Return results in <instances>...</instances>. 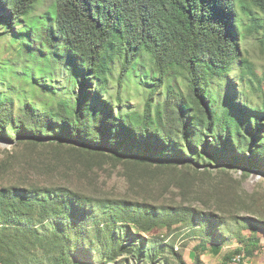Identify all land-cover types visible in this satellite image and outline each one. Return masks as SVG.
I'll return each instance as SVG.
<instances>
[{"label":"trees","instance_id":"trees-1","mask_svg":"<svg viewBox=\"0 0 264 264\" xmlns=\"http://www.w3.org/2000/svg\"><path fill=\"white\" fill-rule=\"evenodd\" d=\"M248 35L264 39V0H0V139L219 176L228 166L264 175V104L242 99L235 86L238 77L254 82L240 59ZM135 88L144 89V106L129 110ZM236 189L230 209L198 212L94 201L65 185L0 186V264H86L73 257L71 236L98 220L90 205L104 222L121 223L115 232L126 240L114 234L107 243L85 229L92 252L186 264L172 243L143 235L181 222L202 233L190 253L196 262L200 250L219 254L223 239L239 235L232 224L264 227V196ZM114 244L122 251L112 253ZM258 246L256 239L243 250L252 256ZM241 251L226 253L223 264Z\"/></svg>","mask_w":264,"mask_h":264},{"label":"rangeland","instance_id":"rangeland-1","mask_svg":"<svg viewBox=\"0 0 264 264\" xmlns=\"http://www.w3.org/2000/svg\"><path fill=\"white\" fill-rule=\"evenodd\" d=\"M2 45L3 41L0 40V46ZM4 55L9 54L5 52ZM19 59L24 60L23 57ZM240 59L255 73V77H253L254 82L249 85L241 83V79L238 77L235 80L236 89L244 90L245 96L242 99H247L255 105L264 104V39L253 35L244 37L241 42ZM235 73V70L232 71L230 77ZM143 92V88L132 90V97L124 103L127 109H143L145 102ZM238 99H241L240 95ZM226 169L227 174L219 176L217 173H199L194 168L191 169L184 165L176 167L141 165L113 160L99 153L85 152L67 146L57 148L52 145L12 143L0 139V186L17 184L24 185V187L45 188L52 185H65L82 195H88L94 201L109 198L151 203L154 206L192 205L198 212H201L208 211V205H212L213 208L219 206L230 209L233 199L229 193H232L233 189L234 192L237 191V184L249 194L260 193L264 196V175L262 172L248 170L247 173L244 168L235 166H228ZM213 177L218 179L214 180ZM221 179L232 184L233 188L227 189L222 185ZM215 187L218 191L213 190ZM89 208H93L92 211L97 214L98 220L95 218L86 219L85 228L78 227L77 229L81 236H71L75 260L84 261L86 264L143 263L132 254H128V250L120 252L121 255H118L117 252V256L107 258L101 250L99 253L96 252L97 250L91 251L90 246L85 244L81 238L88 228L95 231L93 233L99 237L100 241L108 240L107 243H111L109 240L114 237V234L119 236L115 230L118 231L122 225L121 223L115 224L116 229L111 222L102 220L104 212L98 206H95L94 209L90 205ZM242 215L250 214L243 213ZM130 227L131 224H128V228ZM231 227L232 230L238 231L239 235L230 236L228 240L223 239L224 249L219 254L200 250L201 254L198 255L196 262H192L190 253L200 245L202 237L200 229L195 230L191 225L181 222L172 225H169V222H162L153 226L150 232L143 235L172 243L174 245L173 252L181 256L186 264H223L224 255L239 246L242 251L235 256L240 255L241 260L233 259L230 264H264V227L258 226L254 230L251 224L246 226L235 223ZM120 236L121 241L126 242L124 235ZM256 239H259V246L253 255L249 256L243 249L246 245L252 246ZM120 245L122 246L121 243ZM100 248L103 247L99 246ZM129 248L130 246H127L126 249ZM116 251H122L118 244H114L112 253L115 254ZM174 253L170 256L174 257ZM99 255L100 258H98ZM158 260L155 262L149 260L147 264H157Z\"/></svg>","mask_w":264,"mask_h":264},{"label":"built area","instance_id":"built-area-1","mask_svg":"<svg viewBox=\"0 0 264 264\" xmlns=\"http://www.w3.org/2000/svg\"><path fill=\"white\" fill-rule=\"evenodd\" d=\"M234 260H236V261H240V260H241V256L238 255L237 257L234 258Z\"/></svg>","mask_w":264,"mask_h":264}]
</instances>
